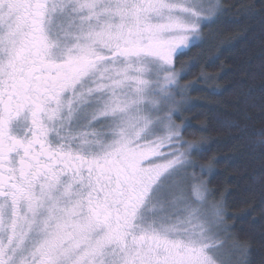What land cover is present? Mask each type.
<instances>
[{"label":"snow or ice","instance_id":"snow-or-ice-1","mask_svg":"<svg viewBox=\"0 0 264 264\" xmlns=\"http://www.w3.org/2000/svg\"><path fill=\"white\" fill-rule=\"evenodd\" d=\"M229 10L0 0V264H248L175 122V58Z\"/></svg>","mask_w":264,"mask_h":264},{"label":"trees","instance_id":"trees-1","mask_svg":"<svg viewBox=\"0 0 264 264\" xmlns=\"http://www.w3.org/2000/svg\"><path fill=\"white\" fill-rule=\"evenodd\" d=\"M222 3L228 16L244 7L254 15L202 28L203 42L175 58L182 93L175 122L190 120L185 139L206 147L194 158L211 168L202 177L208 202L224 204L232 235L249 246L248 264H264V143L249 135L264 127V0Z\"/></svg>","mask_w":264,"mask_h":264},{"label":"rangeland","instance_id":"rangeland-1","mask_svg":"<svg viewBox=\"0 0 264 264\" xmlns=\"http://www.w3.org/2000/svg\"><path fill=\"white\" fill-rule=\"evenodd\" d=\"M180 95H178L177 97H176V101H177V107H178V109H179V111H180ZM178 124V123H177ZM209 203V202H208ZM209 204H211V203H209Z\"/></svg>","mask_w":264,"mask_h":264}]
</instances>
